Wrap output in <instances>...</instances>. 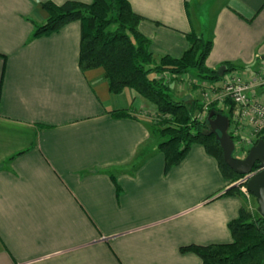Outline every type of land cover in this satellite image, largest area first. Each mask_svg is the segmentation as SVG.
Here are the masks:
<instances>
[{
	"label": "crops",
	"instance_id": "1",
	"mask_svg": "<svg viewBox=\"0 0 264 264\" xmlns=\"http://www.w3.org/2000/svg\"><path fill=\"white\" fill-rule=\"evenodd\" d=\"M47 1L71 0H0V264H202L181 248L231 242L229 222L254 203L226 193L202 145L166 172L160 139L134 115L140 95L80 69V22L34 36ZM129 2L156 61L181 57L191 32L212 40V70L264 61V0ZM164 79L206 101L205 82Z\"/></svg>",
	"mask_w": 264,
	"mask_h": 264
},
{
	"label": "trees",
	"instance_id": "2",
	"mask_svg": "<svg viewBox=\"0 0 264 264\" xmlns=\"http://www.w3.org/2000/svg\"><path fill=\"white\" fill-rule=\"evenodd\" d=\"M43 8L48 18L35 26L34 36L48 35L71 22H80V69L103 68L111 93L133 89L154 104L161 115L169 116L152 127L160 139L158 147L164 155L166 172L181 163L194 144H199L216 159L229 186L241 177L226 164L224 150L210 129L213 118L231 111L222 108L220 112L214 107L204 111L198 100L189 103L177 100L164 79L166 75L180 76L194 70L203 79L220 81V72L206 66L213 45L211 39L191 32L189 48L181 57L165 55L156 61L149 49L150 40L138 29L142 17L134 12L129 0H91L90 3L71 0L63 4L47 1ZM225 66V72L239 68L232 64ZM201 112H205L203 118L198 116ZM113 114L130 116L125 109L114 110ZM261 140H264V130ZM226 193L241 195L234 186ZM229 229L231 242L191 244L183 246L181 251L196 254L202 264H264V218L241 208L238 217L229 222Z\"/></svg>",
	"mask_w": 264,
	"mask_h": 264
},
{
	"label": "built area",
	"instance_id": "3",
	"mask_svg": "<svg viewBox=\"0 0 264 264\" xmlns=\"http://www.w3.org/2000/svg\"><path fill=\"white\" fill-rule=\"evenodd\" d=\"M226 78L222 95L231 97L234 103L230 109L228 132L234 140L235 157L244 158L261 140L264 130V68L253 75L233 70ZM250 176H243L246 184Z\"/></svg>",
	"mask_w": 264,
	"mask_h": 264
},
{
	"label": "water",
	"instance_id": "4",
	"mask_svg": "<svg viewBox=\"0 0 264 264\" xmlns=\"http://www.w3.org/2000/svg\"><path fill=\"white\" fill-rule=\"evenodd\" d=\"M225 70L226 66H223L219 70L220 75ZM228 128L229 117L225 114H219L210 121L211 133L216 135L224 150L226 164L241 176L251 175L247 186L257 200L258 213L264 218V140L254 144L244 158H236L234 140Z\"/></svg>",
	"mask_w": 264,
	"mask_h": 264
},
{
	"label": "rangeland",
	"instance_id": "5",
	"mask_svg": "<svg viewBox=\"0 0 264 264\" xmlns=\"http://www.w3.org/2000/svg\"><path fill=\"white\" fill-rule=\"evenodd\" d=\"M191 1V0H189ZM264 68V61L263 63L260 64V66L255 70V71H252V72H249V71H240V70H235V71H240L242 73H246L247 75H253L255 72H257L258 70H260V68ZM191 72V71H190ZM228 73L229 72H223V74L221 75L222 78H221V81H218V82H213V81H208L206 79H203L201 77H199L197 75V72L193 70V73L192 74H183L184 75H188L189 76V80L191 82H195L197 83L198 85L202 84V83H206V85H203L202 87V92H205V96L207 97L206 98V101L203 104L204 106V111H207L208 107H214L216 111H220V109L222 108H227L226 110L228 112H230V108H232L234 106V103L232 102L231 100V97L229 96H223L222 95V88L224 89V82L226 81V77H228ZM172 76V75H170ZM181 76V75H180ZM158 77V75L156 76ZM170 82V81H169ZM209 82V83H208ZM168 83V82H167ZM215 83V84H214ZM196 85V84H195ZM168 86L170 87L171 89V86L170 84L168 83ZM197 86V85H196ZM211 88H215V89H211ZM211 90H214L211 92ZM135 91V90H134ZM172 94H174V97L175 99L177 100H181L183 102H193L191 100V97H180L178 96L179 94V90L177 91L176 89L175 90H172ZM177 91V92H176ZM217 91V92H216ZM138 93V92H137ZM139 94V93H138ZM177 94V95H176ZM140 95V94H139ZM211 97H210V96ZM140 99L143 101L144 105L142 106L141 109H139L136 114H134L135 116H138L142 119H146L148 120L150 123H151V126L154 127V126H158L160 124V122L163 120V119H167L169 118L168 115L164 116V115H161L158 111H157V108L154 104H152L151 102H149L147 99H145L144 97H142L140 95ZM230 101L231 103L229 104V106H226L227 102ZM221 112V111H220ZM204 114L205 112H201L198 114V116H201L203 115L201 118L204 117ZM230 116V114H228ZM227 115V116H228ZM228 116V117H229ZM155 135H157L155 133ZM164 138L161 139V141H163ZM237 155V152L234 151V156ZM237 187L239 189V191L241 192V194L244 196V198L247 200V204H250L251 201L254 203V211L250 209V207L247 206V209L251 214L253 215H259V213L256 211L255 209V206L258 208V203H257V200L256 198L253 196V194L250 192L249 189H247V184H246V180H245V177L241 176L240 178H238L236 181H234L230 187ZM244 189L248 190V191H244ZM247 192V193H246Z\"/></svg>",
	"mask_w": 264,
	"mask_h": 264
}]
</instances>
